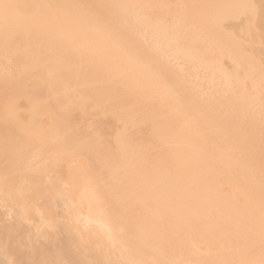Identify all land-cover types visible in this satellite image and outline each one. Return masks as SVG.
I'll list each match as a JSON object with an SVG mask.
<instances>
[{
  "label": "bare ground",
  "instance_id": "1",
  "mask_svg": "<svg viewBox=\"0 0 264 264\" xmlns=\"http://www.w3.org/2000/svg\"><path fill=\"white\" fill-rule=\"evenodd\" d=\"M0 264H264V0H0Z\"/></svg>",
  "mask_w": 264,
  "mask_h": 264
}]
</instances>
